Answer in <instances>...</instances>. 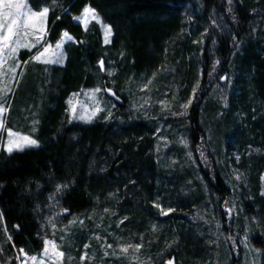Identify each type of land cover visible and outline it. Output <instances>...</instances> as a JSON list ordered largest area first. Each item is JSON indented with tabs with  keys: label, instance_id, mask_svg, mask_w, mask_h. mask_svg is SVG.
<instances>
[{
	"label": "trees",
	"instance_id": "trees-1",
	"mask_svg": "<svg viewBox=\"0 0 264 264\" xmlns=\"http://www.w3.org/2000/svg\"><path fill=\"white\" fill-rule=\"evenodd\" d=\"M40 1L31 0L35 10ZM58 1L61 8L47 19L51 41L68 31L81 43L66 44L64 65L41 79L45 91L34 101L43 107L38 129L27 130L39 147L0 152V232L7 228L12 237L2 249L9 263L21 247L39 253L47 236L72 264H81L90 247L103 256L102 264H225L227 255L228 264H240L239 238L247 224L264 264V0ZM85 6L111 25L110 44H102L96 24L84 31L73 22ZM211 9L228 30L213 24ZM196 10L210 31L194 44L186 28L189 21L200 24ZM202 32L197 26L194 35ZM33 53L22 52L23 60ZM99 59L113 73L110 79L96 71ZM114 77L117 85L109 82ZM106 79L122 100L115 101L113 120L70 122L69 96L106 88ZM130 79L148 81L164 112L156 107L153 118L145 112L133 120L130 92L124 95ZM197 83L192 104L182 108ZM179 112L186 114L173 115ZM207 133L229 174L237 171L233 184L211 154ZM154 204L176 211L164 216ZM51 207L53 221L46 216ZM137 244H143L138 252L120 251Z\"/></svg>",
	"mask_w": 264,
	"mask_h": 264
},
{
	"label": "rangeland",
	"instance_id": "rangeland-1",
	"mask_svg": "<svg viewBox=\"0 0 264 264\" xmlns=\"http://www.w3.org/2000/svg\"><path fill=\"white\" fill-rule=\"evenodd\" d=\"M40 2H42V3L38 4L37 10H41L42 7H44V6L49 7L50 11L53 9H56V8H61V4L58 0H41ZM25 3H28L29 7H32L31 0H25ZM33 10H35V9L33 8ZM194 14L199 15L200 24H195V22L189 21L190 27L188 26L186 28V31L188 30L189 39L191 41H193L194 44H197V42L199 40H201L200 43H203L205 36L210 31V28L207 26L208 22L205 20L204 17H202L200 10H196L194 12ZM200 17H202V18H200ZM209 17L212 20L213 24H215V26L221 32L229 29L228 26L223 21V19H224L223 16L221 14L217 13L215 10H213V9L210 10V16ZM47 19H48V16H47L46 21H45V28L47 30V34H46L45 39L49 43H51L53 45V48H54L55 43L60 39L63 32H61L59 34L58 38L55 39L54 42H52L50 39V36H49L50 28L48 26ZM72 20L75 24L80 25L84 31H87L92 24H96L98 26V29H99L100 34H101L102 44L103 45L110 44L112 35L109 38L110 42L105 44V42H104V29L101 27V24H98L95 21H91L88 25L87 30H85L83 25H81L79 21H76L73 18H72ZM101 20H102V18H101ZM102 23L105 25H108L103 20H102ZM197 26L199 28L203 29V32L198 36L194 35V33H196ZM190 29L192 30V32H190L191 31ZM212 34H213L212 44L215 45L216 35L214 32ZM26 39H31V38L26 37ZM68 43H71V42H66L64 44V46ZM38 48L40 50H42V47L39 45H38ZM32 51H34V53L30 57H32L37 52V49H33ZM63 51H64V47H63ZM22 52H29V51L27 49H20V51L18 52V62L20 63V67L16 71L15 80H11L10 79L11 74H8V73H5V75L2 78H0V89H4L5 87L8 89V90L0 91V103H3V106L6 109L3 117H0V119H2L4 122V128L0 129V152L3 151L6 155H9V156L12 155L13 153H19V152H23L25 150L36 149L39 147V146L38 147L29 146V147H25L23 151H20V150L14 148L13 152L11 154H9L6 150L8 139H9V137L7 135V131L9 129H11L15 133H19V134L33 138L32 137L33 133L29 134V132H27V130H30L32 132H36L38 129L37 128L38 122H39L38 119L40 116V111L42 110L43 107H42V105L35 107L34 101H35V94L36 93H39L41 96H43L44 91H45L44 88L41 86V79L44 78L45 75L49 74L52 67L64 65V63H63V65H60V64L44 65V64L36 62L34 60H30V57L27 58L26 60H23L22 55H21ZM64 55H65V59H66L65 51H64ZM100 60H102V59L97 60L96 71L98 72L100 77H106V78L110 79V76L106 74L107 72H109V70L106 68V66H105L103 71L100 70V68H99V61ZM25 62H27V63H25ZM64 62H65V60H64ZM8 63H11V62H8ZM108 79H106L107 80L106 88H112L113 91H115L111 84L117 85L118 82L116 83V80H118V79H116V77H114L113 81H109L111 84L108 82ZM128 84L129 85H128L124 95L126 96V93L128 91L130 92V104L131 105H130V112L128 115L132 116L133 120L137 119L139 116H143L145 112H146L147 118H151V117L153 118L154 117V111H155L156 107H157V109L158 108L162 109L164 112L165 103L162 100L153 101V98L151 95L153 90L151 89V86H149L148 81H145V83L142 84L141 82H137V81L134 82L133 79H130ZM95 88H97V87H93L90 89H84V90H81L79 92L73 93V94H78L76 96H74L73 94H71L69 96V98L67 100V113H68V119L70 122H79L82 124H88V123H92L98 119L105 120L106 122H110L113 120L115 115L112 111H114L113 109L117 108L115 101L122 103V100L116 99L115 97L107 94L104 91L97 93L95 95V98H93L92 90H94ZM70 100L72 101L71 105L69 103ZM96 101L100 102V107H102L104 109V111L93 115L92 113H93V110L96 106ZM41 103H42V99H41ZM73 105L76 107L75 115H73L72 111H71V108ZM113 105H115V106L113 107ZM122 111L124 113L125 109H122ZM109 112H111L110 117L108 116ZM81 117H83V119H81ZM163 117H164V119L166 118V116H163ZM89 120H90V122H88ZM118 123H120V122H118ZM207 137H208L207 141H209L208 143L210 146V152L213 155L216 162L218 163V165H220L222 167V170L225 172L226 177L228 178L229 175L234 176V178H232V176H229L230 179L226 178V180L229 182V184H233L231 182V180H233L237 177L236 176L237 171L234 168H231V171L229 174V170H227V169H228V166L230 167V165L226 164V161H227L226 159H224L220 154H217V151H216L217 149H215V147H214V141H211V137H210V135H208V133H207ZM33 139H35V138H33ZM221 154H224V152H222ZM261 183H262V191L261 192H264V174L261 178ZM230 186H232V185H230ZM53 202H54V199L50 198L49 203L52 204ZM214 208L215 207L213 206V209ZM232 210L234 211V214L236 217L239 216L238 215V207L236 205L235 200H233V203H232ZM214 214H215V221L217 223V230H218V232L220 231L219 232V239H220L219 242L221 245H223L224 240H225V237H224L225 234L222 231V229H220V226H219L220 225V221H219L220 219H219L218 214H216V210H215ZM46 216L48 217L47 219H50L52 221L55 220L56 212H55L54 207H51L47 210ZM2 224H3V222H2V219L0 218V228L2 229V231H4V227ZM41 234H44V233H41ZM235 234L237 235V233H235ZM8 235H10V234L6 233V232H3V233L0 232V249H3L5 247V245L10 244V241L7 240ZM251 236H252L251 231L249 230L247 224H244L243 234L239 238L240 246L242 248V255H243L240 264H263L262 252H261V250L255 249L252 247L251 240H250ZM45 239L51 240L50 238H47V236L45 237ZM45 239H43V247L39 253L28 254V255L29 256L36 255L38 257V259H44L45 264H50V262L43 256V248H44V240ZM101 246L103 247L104 245L102 244ZM57 249L59 250L58 247H57ZM14 254L16 257L19 256L21 258L20 260H18L15 257V264H21V260L24 259L23 256H21V254L18 251H15ZM96 254H97V252L92 247H90L89 251L83 252L81 257H85V258L83 260L80 258V263L81 264H102V262L101 263H99V262L101 261V258L103 256L98 257V256H96ZM69 259L70 258H68L67 256H64L61 264H72ZM223 260H224L225 264H228L230 262V258L228 255L225 256V258ZM171 261H172V264H175L173 260H171ZM0 264H10L9 259L4 256L2 251H0ZM25 264H31V261L27 260V261H25Z\"/></svg>",
	"mask_w": 264,
	"mask_h": 264
},
{
	"label": "snow or ice",
	"instance_id": "snow-or-ice-1",
	"mask_svg": "<svg viewBox=\"0 0 264 264\" xmlns=\"http://www.w3.org/2000/svg\"><path fill=\"white\" fill-rule=\"evenodd\" d=\"M228 3L231 5L232 0H228ZM231 11L232 9L229 7V12ZM49 12L50 8L47 6L42 7L41 10H33L32 7H29L28 3H25V0H0V78H2L5 73H8L11 74L10 79L15 80L16 71L20 67V63L18 62V52L20 49H27L29 52H32L33 49H37V52L32 57H30V60H34L44 65H63L65 60L63 51L64 44L66 42L81 43V41H77L75 37L72 36L68 31H64L53 48V45L45 39L47 34L45 21ZM57 19H59V17H57ZM73 19L79 21L85 30H87L91 21L101 24V27L104 29L105 44L110 42L109 38L112 35V27L111 25H105L102 23L101 17L97 14L94 8L85 6L82 10V13L73 17ZM233 19H235V17H233ZM26 37H30L31 39H26ZM38 45L42 47V50L38 48ZM217 63H219V61H217ZM99 68L101 71L104 70L105 62L103 60L99 61ZM106 74L109 76L113 75V73L110 71ZM224 79L227 78L224 77ZM197 88H199V83H197L193 88L192 97L188 99L187 103L181 105L182 108L187 109L192 104V100L195 98ZM4 90L8 89L6 87L4 89H0V91ZM101 91H104L116 99H119V96L115 91H113L112 88L102 87H97L92 90L93 98H95V95ZM73 95L76 96L78 94ZM69 103L71 105L72 101L70 100ZM114 106L115 105H113V107ZM5 111L6 109L3 106V103H0V117H3ZM71 111L72 114L75 115L76 107L74 105L72 106ZM102 111H104V109L100 107V102L96 101V106L92 114L95 115ZM185 114L186 113L184 112L173 113V115L181 116ZM108 116H111V112L108 113ZM81 119H83V117H81ZM88 122H90V120ZM3 128L4 122L2 119H0V129ZM7 135L9 139L6 150L9 154L13 152L14 148L23 151L25 147L39 146V142L36 139L15 133L11 129L7 131ZM181 143L184 147H188V142L186 140H182ZM200 155L201 157H204L203 152H201ZM236 159L239 160L240 157L237 156ZM236 179L239 180L240 177L237 176ZM57 191H59V186ZM261 195L264 196V192H261ZM225 203H227V201ZM153 206L159 208L161 215L164 216L169 215L170 212L176 211L174 208L165 209L159 204H154ZM105 211H107V209ZM226 211L229 215H231V209H227ZM65 212H67V210H65ZM0 218H2V213H0ZM121 223H123V221H121ZM16 227L19 228L18 225ZM5 232L7 233V228H5ZM7 240H12L11 235L7 236ZM13 247H15L14 244ZM108 247L111 248L112 246L108 245ZM142 247L143 244L128 245L127 247L122 246L120 251L127 253L129 248H134L135 251L138 252ZM0 251H2V249H0ZM18 251L24 258L21 260V264H25V261L27 260H30L31 264H45L44 259H38L36 255L29 256L22 247L19 248ZM43 256L50 262V264H61L65 253L57 249V244L55 241L45 239ZM84 258L85 257H81L82 260ZM16 259L20 260L21 258L18 256ZM167 264H172V261L169 260Z\"/></svg>",
	"mask_w": 264,
	"mask_h": 264
}]
</instances>
